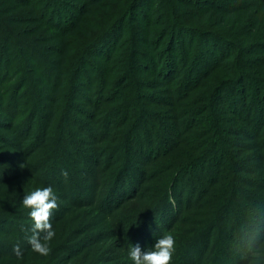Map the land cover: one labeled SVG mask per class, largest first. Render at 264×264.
Returning <instances> with one entry per match:
<instances>
[{"label":"trees","instance_id":"16d2710c","mask_svg":"<svg viewBox=\"0 0 264 264\" xmlns=\"http://www.w3.org/2000/svg\"><path fill=\"white\" fill-rule=\"evenodd\" d=\"M80 34L85 38L82 48L76 52L75 42ZM91 58H101L106 69H102L97 77V90L91 84L87 87L88 92L93 96L96 91L99 92V88H107L102 91L103 95L113 93L119 98L113 105H119L118 109L125 101L118 89V85H122L119 82H123L131 85L134 90L131 91L132 95L126 96L129 105L133 104L140 109L134 113L137 112L138 116L143 113L140 103L143 89L139 90L138 85L141 84L140 88L148 85L136 75L140 71H148L154 79L162 82L160 87L169 94L162 98L169 97L167 107L172 110L166 111L164 115L168 118L171 116L169 119L174 121L163 123V113L157 115L154 122H158L161 129H154L155 133H152L155 126L149 127L151 131L148 134L152 148L157 151L141 154L142 157H148L147 161L152 164L162 158L164 163H161V170L166 172L162 181H159L162 182L160 186L157 185L160 191H156L154 184L146 187L145 191H151L147 192L151 202L149 210L153 212L150 218L157 212L171 211L169 196L174 191H179V200L183 191H194L189 198L191 202L197 196L195 191L201 190V187L207 191L208 183H212L219 174L217 168L221 165L229 164L226 168L231 176L237 171L231 164V155L235 156V153L225 151L227 143L229 147L233 145V139L228 138L243 136L253 129L257 140L264 141V0H0L1 93L10 88L14 96L16 93L21 96L36 81L34 74L39 72L36 79L51 80L53 76L56 77L57 85L50 86L51 97L55 100L52 104L54 107L69 82L75 81L86 86L87 83H82L84 78L80 79L79 74L86 70L84 67ZM3 96L0 94V102ZM11 98H8V102H11ZM184 99L187 100L184 101L185 106ZM255 105L257 109L253 112ZM108 106L111 104L107 103L106 107L97 104V108H100L99 123L106 119L105 123L109 122L107 128L117 127L119 123L121 126L124 123L123 115L113 119V115L110 117L109 114H115V107ZM10 108V104L5 106L6 112L11 114L13 111ZM35 109L36 106L28 114L24 125L31 124L33 127L39 121ZM54 111L49 115L44 131L48 130ZM147 112L141 118L152 117L155 120L154 111ZM197 120L201 124L194 127L193 122ZM7 124L8 121L0 116V129ZM110 131L101 132L105 135L99 137V144L104 146L108 143L104 141ZM121 133L112 139L118 144V149L112 146L116 147V153L122 151L127 142L125 137L124 140L122 137L118 139ZM28 137L34 138L33 135ZM180 144L182 147H179ZM179 148H184L181 157L173 159ZM103 155L105 153L102 152L100 156ZM200 163L212 168L213 172L202 181L204 184L195 186L192 176L185 177L184 174L187 175L191 168ZM122 166L123 172L131 170L127 163ZM157 166L161 165L158 163ZM140 168L138 166L137 171L142 173L143 169ZM171 168L174 172L167 173ZM121 170L112 176L117 178V181L113 178V183L117 184L113 186V191H116L118 199L122 198V194L117 191H130L129 188L133 191L132 187L125 185L124 180L119 185ZM142 175L141 181L146 178L144 172ZM236 176H232L225 190L222 187L223 192L219 191L218 198L214 200L210 197L211 207L219 202L221 207L229 204L232 208L235 205V210L236 191H241L237 187ZM10 178L6 176L0 186L9 187ZM117 186H121V190ZM197 197H201L200 192ZM210 214L214 216L213 211ZM153 216L157 219L159 215ZM156 233L152 232L150 238ZM128 236L136 238L133 241L135 245L141 240L145 241L144 234ZM11 238L18 239L15 235ZM17 245L9 255V259L14 260L12 264L26 261L25 258L33 251L29 240H24L19 245L22 254L17 256ZM55 247H59L58 251L65 249L61 243ZM6 261L0 255V264H7Z\"/></svg>","mask_w":264,"mask_h":264},{"label":"rangeland","instance_id":"374dc122","mask_svg":"<svg viewBox=\"0 0 264 264\" xmlns=\"http://www.w3.org/2000/svg\"><path fill=\"white\" fill-rule=\"evenodd\" d=\"M84 38L83 34L78 35L75 42L76 52L82 48ZM91 59L84 67L86 72L81 71L82 74H79L80 79L84 78L82 83H87L86 86L75 81L69 82L54 107L52 104L55 100L50 94L51 84L56 86L58 83L54 76L51 80H42L36 79L40 73H35L36 81L30 84V88L21 96L17 93L14 96L10 88L6 89L5 93L0 91V94L4 95L0 102V116L8 121V124L2 125L0 129V184L6 176L12 177L9 187L0 186V255L7 259L6 263H14V260L9 259V255L14 251L13 247L29 240L33 231H38V238L46 243L48 252L41 254L33 249L25 258L26 261L21 260L17 264H132L128 250L131 245H135L133 241L136 238L129 237V234H144V240L148 242H136L142 250H150L156 239L164 234L173 235L174 251L169 264H264V141L257 140L253 129L248 130V134L244 131L246 134L243 136L226 138L233 139V145L229 147L227 143L225 151L235 153V156L231 155V164L237 171L236 174L233 172L232 176L237 175V187L241 189L236 191L238 193L235 197V210V205L231 208L229 204L227 207H221L219 202H216L214 207L210 204L212 198H218L220 192H223L222 187V190H225L232 179L227 164L217 168L219 174L211 184L206 182L209 184L207 191H203V187L195 191V195L198 196L200 192L201 197L195 196L192 202L189 201L194 191L188 189L183 191L179 200V191H174L169 196L171 211H160L152 214L150 218L153 212L149 210L151 202L147 198V192L151 191H145L146 187L154 184L156 191H160L161 188H157V185L160 186L162 182L159 181H162L166 172L161 170V163H164L162 158L152 164L147 161L148 157L142 155L151 150L157 151L148 140L151 131L149 127L155 126L152 133H155L154 129H161L159 123L154 122L157 115L163 113V123L174 121L169 119L171 116L168 118L164 115L166 111L172 110L167 107L169 97L162 98L169 94L160 87L162 82L154 79L148 71L135 72L138 78L148 85L143 88H140L141 84L138 85L139 90L143 89L140 103L144 111L138 116L139 107L129 105L126 96L132 95L131 91L134 90L131 85L123 82H119L122 85H118V89L119 94L124 95L122 100L125 101L118 109L119 105H113L119 98L113 93H109V97L106 93L103 95L102 91L107 88H99V92L96 91L93 96L88 92L87 87L91 84L97 87V77L102 69H106L101 58ZM151 85L152 88H149ZM9 97H13L11 102H8ZM184 101L187 100H183V106L186 103ZM107 103L111 104L108 107H115L116 110H113L115 114L110 112V117L113 115L115 119L119 118L120 114L123 115L124 123L121 126L119 123L118 128H107L109 122L105 123L106 119L99 123L100 108H97V104L99 107H106ZM7 104L11 105L10 111L13 113L6 112ZM34 106L37 107L35 110L39 121L33 127L31 124L24 125ZM256 109L257 105L253 107V112H256ZM52 110H55L52 122L48 130L44 131L43 127ZM135 111L137 112L134 113ZM147 111H154L155 120L152 117L141 118ZM198 124H201L198 120L193 122L194 127H198ZM108 129H111L109 139L104 141L108 143L102 146L99 144V137L104 136L101 132L106 133ZM117 133H121L118 139L127 138L126 145L119 153H116L117 141L112 140L119 135ZM263 133L264 131L262 135ZM31 135L34 138L28 137ZM111 136L113 137L110 138ZM34 141L35 144L32 145ZM100 148L101 153L105 155L100 156ZM179 150L173 155V159L181 157L184 148ZM123 163H127L131 168L129 172L121 170ZM158 163L160 167L157 166ZM138 166L143 169L142 173L144 172L146 177L143 181L142 173L137 171ZM120 170L122 172L121 176L119 175V183L124 180L125 185L132 187L133 191L130 188V191H117L122 194V198L118 199L115 196L116 191H113V186L117 184L113 183L112 176L117 175ZM173 170L171 168L167 173H173ZM212 172V168L200 163L184 176H192L193 185L196 186L204 184L202 181ZM114 179L117 181V178ZM47 185L52 186L58 204L49 217L54 230L50 240H44L46 230L32 229L30 209L23 205L25 194ZM184 185L185 183L182 184ZM179 186L182 188L180 184ZM122 187L116 188L121 190ZM202 198L205 201L200 204ZM211 211L215 217H211ZM153 215L159 216L156 219ZM154 231L157 232L156 235L150 238ZM12 235L18 239L12 240ZM59 243L65 247L62 251L55 247Z\"/></svg>","mask_w":264,"mask_h":264},{"label":"clouds","instance_id":"9594fccd","mask_svg":"<svg viewBox=\"0 0 264 264\" xmlns=\"http://www.w3.org/2000/svg\"><path fill=\"white\" fill-rule=\"evenodd\" d=\"M23 205L30 209L29 215L33 223V230H46L44 240H50L54 235V230L49 221L52 210L58 207L57 197L51 185L37 187L28 192L23 197ZM40 233L33 231L29 242L32 248L41 253L46 254L48 247L38 238ZM174 237L171 234H164L156 239L150 250H142L139 244L131 245L128 250L132 264H169L174 251ZM16 255L22 254L19 245L15 249Z\"/></svg>","mask_w":264,"mask_h":264}]
</instances>
